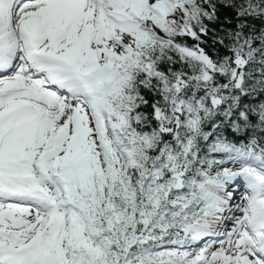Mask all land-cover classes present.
Instances as JSON below:
<instances>
[{
  "label": "snow or ice",
  "instance_id": "snow-or-ice-1",
  "mask_svg": "<svg viewBox=\"0 0 264 264\" xmlns=\"http://www.w3.org/2000/svg\"><path fill=\"white\" fill-rule=\"evenodd\" d=\"M0 264H264V0H0Z\"/></svg>",
  "mask_w": 264,
  "mask_h": 264
},
{
  "label": "trees",
  "instance_id": "trees-1",
  "mask_svg": "<svg viewBox=\"0 0 264 264\" xmlns=\"http://www.w3.org/2000/svg\"><path fill=\"white\" fill-rule=\"evenodd\" d=\"M188 42H189V43H192V41H191V40H189Z\"/></svg>",
  "mask_w": 264,
  "mask_h": 264
},
{
  "label": "bare ground",
  "instance_id": "bare-ground-1",
  "mask_svg": "<svg viewBox=\"0 0 264 264\" xmlns=\"http://www.w3.org/2000/svg\"><path fill=\"white\" fill-rule=\"evenodd\" d=\"M237 199H239V197L237 196Z\"/></svg>",
  "mask_w": 264,
  "mask_h": 264
},
{
  "label": "rangeland",
  "instance_id": "rangeland-1",
  "mask_svg": "<svg viewBox=\"0 0 264 264\" xmlns=\"http://www.w3.org/2000/svg\"><path fill=\"white\" fill-rule=\"evenodd\" d=\"M242 190V189H241Z\"/></svg>",
  "mask_w": 264,
  "mask_h": 264
}]
</instances>
